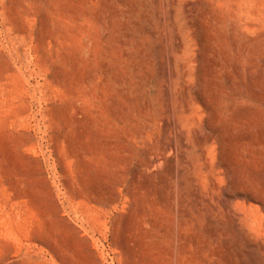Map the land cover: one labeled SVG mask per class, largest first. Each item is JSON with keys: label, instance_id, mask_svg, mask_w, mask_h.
<instances>
[{"label": "rangeland", "instance_id": "rangeland-1", "mask_svg": "<svg viewBox=\"0 0 264 264\" xmlns=\"http://www.w3.org/2000/svg\"><path fill=\"white\" fill-rule=\"evenodd\" d=\"M0 264H264V0H0Z\"/></svg>", "mask_w": 264, "mask_h": 264}]
</instances>
